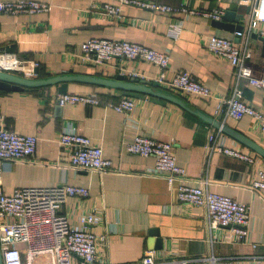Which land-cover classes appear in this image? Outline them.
I'll use <instances>...</instances> for the list:
<instances>
[{
	"label": "crops",
	"instance_id": "obj_1",
	"mask_svg": "<svg viewBox=\"0 0 264 264\" xmlns=\"http://www.w3.org/2000/svg\"><path fill=\"white\" fill-rule=\"evenodd\" d=\"M36 1L48 3L49 12L0 15V53L16 54L29 66L38 63L37 76L30 79L59 75L115 78L121 74L118 60L104 66L84 64L80 61L81 45L93 38L127 41L167 53L169 77L176 71H188L211 89V98H201L160 85L154 88L171 92L193 109L217 119L218 106L232 96L237 79L230 61L209 51V39L215 35L246 48L250 52L247 64L254 76L264 77V41L251 37L253 32L264 31V23L258 24L257 31H250L252 9L242 0H143L171 6L173 12L126 5L119 0ZM106 3L121 6V17L104 15ZM217 11L231 13L233 19L244 23V37L215 27L214 19L206 13ZM124 66L126 71L138 73V79L154 81L160 73L159 67L144 61ZM59 87L55 84L22 92L0 91V114L6 126L19 134L38 137L33 161L3 163L1 185L5 193L61 184L89 189L85 200L69 198L64 212L83 214L89 208L100 211L102 224L93 226V230L103 236L101 257L111 264L137 263L148 250L173 252L180 258L214 254L231 259L232 264H264V191L253 188L259 171L264 169V156L256 149L171 101L150 95L138 99L110 87L70 83L68 94H96L100 104L62 106L58 103ZM239 89L246 104L264 113L261 89L246 81ZM126 97L136 104L130 114L113 107ZM222 124L264 150V137L253 117H222ZM69 128L101 145L105 157L119 172L100 174L71 167L69 153L59 143L60 133ZM216 134L226 147L247 154L253 161L210 153L209 139ZM136 135L174 141L177 162L195 181L192 185L207 179L210 191L249 205L247 240H233L230 227L212 231L204 210L178 201V183L171 186L163 177L148 175L155 167V158L127 151ZM154 232L157 235H152ZM157 244L160 249L154 248Z\"/></svg>",
	"mask_w": 264,
	"mask_h": 264
},
{
	"label": "built area",
	"instance_id": "obj_2",
	"mask_svg": "<svg viewBox=\"0 0 264 264\" xmlns=\"http://www.w3.org/2000/svg\"><path fill=\"white\" fill-rule=\"evenodd\" d=\"M122 4L149 8L155 11L173 12L171 6L143 0H119ZM252 9L250 31H257L258 24L264 23V0H242ZM50 5L36 0L0 1L2 14H36L49 12ZM187 11L186 9H184ZM102 13L107 17L120 18L121 6L106 3ZM214 20H221L223 11L206 13ZM240 37L243 34L238 33ZM264 36V31H261ZM209 51L216 57L226 59L234 67L237 88L229 99H224L217 109V115L224 119H242L249 115L257 123L260 134L264 137V113L254 109L242 100L239 89L242 81L248 82L264 93V77H256L247 64L250 52L232 39L211 36ZM118 60L117 67L121 75L140 78L132 71H126L124 64L144 61L160 69L156 78L158 84L170 91L201 98H211L212 91L188 71H176L169 77L170 56L147 46L127 41L93 38L82 43L80 61L94 66L109 65ZM30 66L16 54L0 53V71L16 74L25 78L37 76L35 68ZM239 85V86H238ZM60 104L99 105L100 98L96 94H66L58 98ZM135 100L123 98L113 107L120 113L130 114L135 108ZM60 146L70 156V164L76 170L97 172L100 174L119 172L113 162L105 157L101 145L92 143L91 139L78 131L69 128L60 133ZM174 141L161 142L142 135H136L128 144L130 154L143 157H154L155 167L147 173L150 176L165 178L169 185L178 183V201L187 206L204 210L208 216L210 229L218 231L221 227L231 228V238L246 241L250 236V207L228 196L212 192L208 189L209 181L199 179L197 186L193 179L182 168L174 153ZM38 137L23 135L9 129L0 114V246L3 264H111L101 257L100 244L103 236L93 230V226L102 224V214L96 208H89L83 214H66L64 207L71 197L89 198V189L61 184L56 187H28L16 189L7 194L2 190L3 163L31 162L35 157ZM210 153L218 152L247 162L253 159L239 150L225 146L220 135H211L209 139ZM259 179L253 188L264 191V169L259 171ZM173 256V257H172ZM45 259L42 263L36 259ZM133 264H232L231 259L212 255L180 258L170 252L148 250L140 261Z\"/></svg>",
	"mask_w": 264,
	"mask_h": 264
},
{
	"label": "water",
	"instance_id": "obj_3",
	"mask_svg": "<svg viewBox=\"0 0 264 264\" xmlns=\"http://www.w3.org/2000/svg\"><path fill=\"white\" fill-rule=\"evenodd\" d=\"M213 25L217 28L224 29L230 32L235 33H244L245 24L241 23L240 20L237 21L233 19L231 13L225 14L221 20H214ZM239 37V35L237 34ZM251 37L258 38L264 41V36L257 32H253ZM11 50L15 51V47H12ZM38 73V72H37ZM70 83H88L97 86L110 87L125 91L126 95L133 98L143 99L146 95L152 97H158L166 101H171L183 107L185 110L193 113L206 123H209L215 126L217 129L221 130L223 133L235 138L236 140L244 143L247 146H251L253 149H256L262 156H264V150L257 148L253 143H250L244 137L238 133L231 130L229 127L222 124V115L217 119L206 115L205 113L193 109L184 99L179 96L163 91L155 90L159 86L157 81H150L146 79H138L133 77H127L125 75H117L115 78H105V77H96L90 75H59L55 77H49L45 79H29L16 74L1 72L0 71V91L6 92H22L28 89L40 88L45 86H52L55 84H60L59 93L61 96L68 94V85ZM60 104V101L58 100ZM61 105V104H60ZM152 235H157L154 232ZM155 249H160L161 245L157 244ZM0 264H3L2 252L0 246Z\"/></svg>",
	"mask_w": 264,
	"mask_h": 264
},
{
	"label": "rangeland",
	"instance_id": "obj_4",
	"mask_svg": "<svg viewBox=\"0 0 264 264\" xmlns=\"http://www.w3.org/2000/svg\"><path fill=\"white\" fill-rule=\"evenodd\" d=\"M43 261H46L45 259H36V262L42 263Z\"/></svg>",
	"mask_w": 264,
	"mask_h": 264
}]
</instances>
